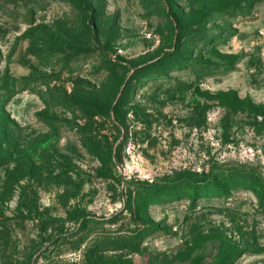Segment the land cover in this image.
I'll list each match as a JSON object with an SVG mask.
<instances>
[{"label":"rangeland","instance_id":"obj_1","mask_svg":"<svg viewBox=\"0 0 264 264\" xmlns=\"http://www.w3.org/2000/svg\"><path fill=\"white\" fill-rule=\"evenodd\" d=\"M70 1L0 0V264H264V0Z\"/></svg>","mask_w":264,"mask_h":264},{"label":"trees","instance_id":"obj_2","mask_svg":"<svg viewBox=\"0 0 264 264\" xmlns=\"http://www.w3.org/2000/svg\"><path fill=\"white\" fill-rule=\"evenodd\" d=\"M42 1L46 2V0H42ZM68 1H70V0H68ZM70 2H72V1H70ZM263 192H264V190H263ZM158 195H160V193H158ZM160 196H162V195H160ZM262 196H264V194Z\"/></svg>","mask_w":264,"mask_h":264}]
</instances>
